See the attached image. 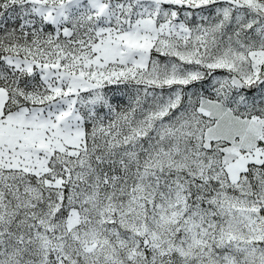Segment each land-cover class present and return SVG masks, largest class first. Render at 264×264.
<instances>
[{
	"label": "snow or ice",
	"instance_id": "snow-or-ice-1",
	"mask_svg": "<svg viewBox=\"0 0 264 264\" xmlns=\"http://www.w3.org/2000/svg\"><path fill=\"white\" fill-rule=\"evenodd\" d=\"M0 264H264V0H0Z\"/></svg>",
	"mask_w": 264,
	"mask_h": 264
}]
</instances>
